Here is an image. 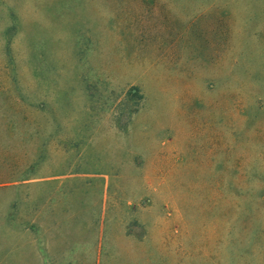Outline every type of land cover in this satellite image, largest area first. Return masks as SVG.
<instances>
[{
	"label": "rangeland",
	"instance_id": "1",
	"mask_svg": "<svg viewBox=\"0 0 264 264\" xmlns=\"http://www.w3.org/2000/svg\"><path fill=\"white\" fill-rule=\"evenodd\" d=\"M239 171L264 188V0H0V264H264Z\"/></svg>",
	"mask_w": 264,
	"mask_h": 264
},
{
	"label": "trees",
	"instance_id": "2",
	"mask_svg": "<svg viewBox=\"0 0 264 264\" xmlns=\"http://www.w3.org/2000/svg\"><path fill=\"white\" fill-rule=\"evenodd\" d=\"M240 159L241 157L238 158V160ZM248 178L249 175L241 171L233 173H224V191L226 195L224 201L227 203H231L235 200L245 199L249 197L257 198L258 196V198H264V188H251V184L247 183Z\"/></svg>",
	"mask_w": 264,
	"mask_h": 264
}]
</instances>
